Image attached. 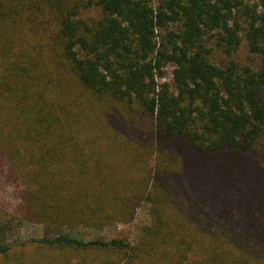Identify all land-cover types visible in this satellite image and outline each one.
<instances>
[{
    "label": "trees",
    "instance_id": "1",
    "mask_svg": "<svg viewBox=\"0 0 264 264\" xmlns=\"http://www.w3.org/2000/svg\"><path fill=\"white\" fill-rule=\"evenodd\" d=\"M243 44L253 65L236 60ZM168 68L172 83L152 90ZM68 98L93 130L104 122L109 131V104L152 121L157 168L143 191L152 217L136 244L74 233L107 204L109 182L92 190L63 177L85 168L92 145L72 119L60 135ZM263 140L264 0H0V185L18 200L10 219L0 214V256L43 247L77 256L65 264H264V205H168L176 188L164 185L211 169L223 188L252 193L253 165L238 161ZM26 219L43 224V236L9 241Z\"/></svg>",
    "mask_w": 264,
    "mask_h": 264
},
{
    "label": "rangeland",
    "instance_id": "2",
    "mask_svg": "<svg viewBox=\"0 0 264 264\" xmlns=\"http://www.w3.org/2000/svg\"><path fill=\"white\" fill-rule=\"evenodd\" d=\"M94 16L95 14L92 13L90 18L87 19H93ZM211 46L214 45L211 44ZM252 58L248 54L245 44H243L236 54V60L245 65H253ZM212 59L214 62H219L223 60V57L215 52ZM171 83L172 69L168 68L166 69L165 78L157 77L156 83L152 85L151 89L154 90L156 84L169 85ZM152 96V92H150L149 97ZM60 102L67 106V113L71 115L63 117L60 133L63 139L69 129L68 123L72 119V122L77 121L75 132L81 137L82 141L86 142L89 137L92 141L91 148H86V151L90 149V155L85 158V168L77 171L74 166L72 172L64 169L65 171L62 172L63 177L70 176V179L74 182L79 181L80 178L92 190H95V187L98 189L97 186L105 176L108 178L106 181L109 182V189L106 190L109 195H104L107 204L94 205L96 215L85 217V220L81 222L76 221L74 233L85 241L123 240L136 244L143 227L150 224L152 217V204L146 200L143 194L145 188L150 189L152 187L158 160L155 143L151 137L152 121L136 116L133 119L122 108V105L109 104V131L106 130L108 127L104 122L100 124L103 129L93 130V125L85 123L87 120L82 118L84 113H81V109L70 106L69 98L65 101L60 100ZM95 105V108H100L99 104ZM93 133H95V136L96 134L101 136V133H103L109 140L95 139V136L92 138ZM259 145V149L256 150L258 152H252L248 157L242 158V162L238 161L239 165L248 166L250 163L253 165L250 167L253 172L252 176L246 177V180L253 185L252 193H248L245 189H237L234 185L223 188L220 183L223 176L211 169L189 171L185 169L176 175L172 174L164 181L167 192L176 188L172 192L173 198L177 199L176 203L171 200L168 205H181V201L183 203L188 202L190 205L194 203L218 205V207L228 205L230 208L233 207L232 205H237V208H235L236 213L242 210L238 205H249L248 207L250 205H264V195L258 196L256 194L257 189L264 194V172L259 171V165H264V159L262 158L264 156V147H262V145L264 146V140ZM108 147L109 152L105 153ZM101 155L104 156V159ZM29 165L28 160H26L23 166L18 163L17 167L24 168V166ZM103 168H105V171H103ZM17 177L20 176L17 174ZM83 183H81L82 187H84ZM136 194L139 195L134 197ZM17 204L18 200L14 190L11 187L0 185V214L10 219L9 216L14 215ZM131 211L132 214L130 215ZM244 223L247 224L245 221L241 222V224ZM43 230L44 225L38 221L30 219L16 220L13 229L8 234V240L21 239L26 241L41 238ZM66 231L73 232L69 229H66ZM76 257L74 254H65L43 247H31L27 250L15 249L8 257L0 256V264H65L66 262H76Z\"/></svg>",
    "mask_w": 264,
    "mask_h": 264
}]
</instances>
